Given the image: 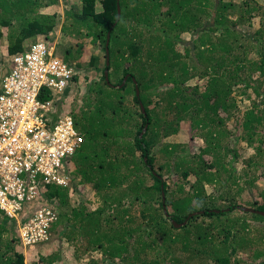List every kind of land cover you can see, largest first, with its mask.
Returning a JSON list of instances; mask_svg holds the SVG:
<instances>
[{
	"label": "trees",
	"instance_id": "1",
	"mask_svg": "<svg viewBox=\"0 0 264 264\" xmlns=\"http://www.w3.org/2000/svg\"><path fill=\"white\" fill-rule=\"evenodd\" d=\"M59 2L0 0V40L6 41L10 58L5 72L14 56L55 31L61 15L42 11ZM79 2L67 9L63 24L67 28L71 19L75 28L74 43L68 45L72 60L66 62L79 67L72 62L89 45L103 55L94 52L88 63L99 81L86 82L87 93L71 99L72 111L66 114L84 138L72 175L78 185H93L103 206L61 211L49 229L51 241L65 237L68 229L79 264H264V246L258 242H264V215L245 210L249 204L242 199L255 182H264V172L254 177L245 168L236 175L234 167L247 149L255 150L248 164L264 165V0ZM210 10L217 12L212 23L206 20ZM254 26L258 32L251 42L241 41L244 28ZM186 33L191 41L181 53L176 43ZM83 74L87 81V72L71 81L77 83ZM123 77L127 81L118 87ZM159 111L172 118L162 120ZM183 118L201 140L198 152H181L179 145L161 141L178 132ZM114 126L124 130L121 136L110 135ZM87 141L95 160L82 152ZM242 142L247 145L240 149ZM246 176L248 186L241 188L237 181ZM216 184L224 187L221 196H207L208 185ZM45 197L63 205L69 200L58 187ZM215 199L223 205L203 206ZM250 206L264 212V187ZM83 216L89 230L80 227ZM186 219L181 227L172 223ZM20 246L18 223L0 210V264H28ZM54 256L41 257L40 263L59 264Z\"/></svg>",
	"mask_w": 264,
	"mask_h": 264
},
{
	"label": "built area",
	"instance_id": "2",
	"mask_svg": "<svg viewBox=\"0 0 264 264\" xmlns=\"http://www.w3.org/2000/svg\"><path fill=\"white\" fill-rule=\"evenodd\" d=\"M75 75L51 42L39 39L0 79V210L18 223L25 248L49 240L59 210L43 203L44 192L70 184L68 164L84 142L70 116L56 117L60 99L54 107L45 96L62 93Z\"/></svg>",
	"mask_w": 264,
	"mask_h": 264
},
{
	"label": "rangeland",
	"instance_id": "3",
	"mask_svg": "<svg viewBox=\"0 0 264 264\" xmlns=\"http://www.w3.org/2000/svg\"><path fill=\"white\" fill-rule=\"evenodd\" d=\"M80 0H60L59 5L53 6L51 9H45L42 12L44 13H59L61 15V19L59 21V25L58 27L55 29V31L50 35L52 37L53 40H51V38H46L43 40L46 41H52L51 45L54 46L55 48V52L57 54L58 57H60L61 59H63L65 62L66 61H71L72 60V54L68 52V45L72 42L73 38L70 39V37H72L73 35H75V33H72V31L75 32V28L70 26L71 23V19L69 21V23L67 24V28H65V26L63 25L65 23V18L67 17V11L71 9V6L74 7H79L80 6ZM239 1H237L236 3L238 4ZM235 3V2H234ZM68 9V10H67ZM211 11V17L206 19L207 21H209V23H212L215 20L216 14L217 12L215 11ZM233 13L239 11L237 10V8L234 10H232ZM259 25V22H258ZM260 28V27H259ZM245 30V34L240 37L241 41H243L244 43H249L251 42V39L253 37H255L254 35L258 32V27L254 26L252 28H244ZM180 39L177 43H176V48L178 51H180L181 53H186V49L188 47H186L187 42L191 41V36L190 34L186 33V34H181L180 35ZM78 41V40H77ZM74 43V42H72ZM190 45V44H189ZM6 41L5 40H0V76L3 75L5 73V68L7 67V64L9 63L8 61L10 60L9 55L7 53V49H6ZM71 46V45H69ZM70 50H72V47L69 48ZM251 52L254 53L255 50H253V48L250 49ZM96 54H100L99 56L103 55V51L102 50H98L97 48H92V45H89L87 47H85L82 51V55L80 56V59H76L73 60L72 63L77 64L79 63L80 66L79 67H75L76 68V74L79 73H83V72H87V81H86V77L81 76V78L79 79V81L76 83L71 82L70 84V88L68 93L70 92V94H63V95H58L55 91H50L52 93V95L50 96V98H52V103L55 106L58 105V100L60 99V110L63 111V113L66 115H70L71 111H72V105L71 103H73V101L71 99H76V96H79L78 98H80L81 95H85L87 93V83L88 81L97 79L99 81V79L97 77H99L98 74H96L92 68H89L88 63L90 60V57L93 53ZM193 53V52H192ZM113 74V73H112ZM121 74L119 75V77L121 78ZM98 75V76H97ZM114 77H117L116 74L114 73V75H111V80L115 82ZM126 77H123V82L122 83H126L125 81ZM87 82V83H86ZM117 82V81H116ZM124 83V84H125ZM80 84V88H77L78 85ZM123 84V85H124ZM122 85V84H121ZM121 85H119L118 87H121ZM132 92V91H131ZM68 95V96H66ZM74 96V97H73ZM63 97V99H61ZM48 98V97H47ZM132 98V94L130 93L126 95V104H128L130 102ZM162 112L159 111L158 115L162 120H167L172 118V116H164L161 115ZM187 119H182L180 126H179V130L176 134L169 136V137H164L161 138V141L164 145H179V149H181V152H186V153H194V152H198L201 146V140L198 139L195 136L196 132L192 131L191 127H190V122L186 121ZM139 121V120H137ZM231 128H233V124H230ZM79 130V129H78ZM80 131V130H79ZM124 130H121L120 127L114 126L112 128V130L108 131L111 132L110 135L113 138H116L118 136H121ZM143 131V130H142ZM141 131V132H142ZM146 132V130H145ZM145 132L142 133V136L145 134ZM141 135V133L139 134V136ZM194 136V137H193ZM102 141H100L99 143H101ZM91 141H87L86 144L83 146V151L82 152H86V154L95 160L96 159V154H94V149L91 148ZM247 144L242 142L240 149L243 148L244 146H246ZM264 147V145H263ZM82 150V147L81 149ZM155 152V150H154ZM252 154H255V150L253 149H247L245 152H243V155L236 161V163L234 164L235 170H236V175H243V170L246 168V170L251 173L252 175H255L254 177H259L263 172H264V165H255L253 164H248L246 161L249 160V158L251 157ZM257 159V158H256ZM255 159V160H256ZM205 160L207 161L208 159L205 158ZM74 166V163H73ZM72 168V167H71ZM249 176L245 177L244 179H241L239 181H237V183L239 184V186L241 188L247 187L248 184L243 183L244 180H248ZM174 181H176L177 183H184L182 181V179L179 176H175ZM191 182H194V180L191 177L190 183H185V188L186 191L185 193H187L188 189H190L189 187L192 185ZM255 185L253 188L250 189V194L245 192L244 196L242 197V199L245 201L246 204L249 205H245L246 209H251V202H253V198H256V192H260L261 189L264 187V182L262 179H259L258 182H255ZM250 187V186H249ZM62 188V187H61ZM224 187H220L219 184H216L215 187L213 186H209L208 185V189L206 191L207 196H213L215 198H218L219 196H221V194L223 193V189ZM234 189L237 187H233ZM57 187H49L46 188L44 194L45 196L48 195V192L50 190L54 191L56 190ZM63 191H66V196L68 200V204L60 205V209L62 212H64L65 210H70V212H72V210H84V207L86 209V211H95L98 208H101L102 205V198H100L97 193L96 190H93V185L91 184H83V185H78L77 183L70 185L67 188H62ZM228 190H229V186H228ZM230 191V190H229ZM258 200H260L262 202V198L260 196H257ZM223 201H220L219 199H215L213 201L210 200H206L203 202V206H216V207H221L223 205L222 203ZM202 204V202H201ZM171 209V207L169 208V210ZM252 210V209H251ZM172 212V209L169 211ZM82 213H84L82 211ZM85 214V213H84ZM86 220V218L83 216L82 218H78V222L80 224V227L84 230H89L91 227L88 226L89 224L84 222ZM140 219H137V222H139ZM187 221V219L185 220V222ZM96 222H93V227L95 226ZM60 228V227H59ZM50 243L53 242L49 241ZM49 242L45 243V244H37L36 246H34L33 249H30V247L28 249H23L25 247H19L25 254L26 259H30L32 257H36L37 255H39V247L42 245H46ZM261 243V245L264 246V242L263 241H258ZM247 242L244 243V241H242L241 246L246 245ZM60 245V243L58 241L52 243V245H48L47 247H45V249H42V251L44 252L45 256H49V255H55L54 257H56L58 255V253L61 251V249L57 248ZM41 246V247H42ZM149 252V251H148ZM28 264L30 263V260H27Z\"/></svg>",
	"mask_w": 264,
	"mask_h": 264
},
{
	"label": "crops",
	"instance_id": "4",
	"mask_svg": "<svg viewBox=\"0 0 264 264\" xmlns=\"http://www.w3.org/2000/svg\"><path fill=\"white\" fill-rule=\"evenodd\" d=\"M63 232H67V235H65V237L62 235L61 239L56 240L60 243V245L57 248L61 249V251L58 253L59 255H57V257H60L59 264H79L80 261H78V259L75 256V253L73 251V249L75 247L73 246L72 242L66 238V237H68L69 230L67 229L66 231H63ZM56 241H53L51 243L49 242L48 244H46L44 246L45 247H47L48 245L50 246V245H52V243H54ZM75 243H76V241H75ZM41 246L39 247V249H40L39 255H37L36 257H32L30 259H27V260H30L31 264H42L43 263L42 261H44V260L41 259V257H43V258L46 257L44 252L42 251V249H45V247L44 246L41 247ZM70 248H72V250ZM40 262H42V263H40Z\"/></svg>",
	"mask_w": 264,
	"mask_h": 264
},
{
	"label": "clouds",
	"instance_id": "5",
	"mask_svg": "<svg viewBox=\"0 0 264 264\" xmlns=\"http://www.w3.org/2000/svg\"><path fill=\"white\" fill-rule=\"evenodd\" d=\"M50 42H51V40H50ZM52 43V42H51ZM145 128V127H144ZM144 128H143V130H144ZM147 128V127H146ZM145 132V131H144ZM80 134V133H79ZM141 134H142V132H141ZM82 137H83V135H81ZM140 137V136H139ZM143 136H141L140 138H142ZM84 143V142H83ZM83 143H82V145H83ZM82 145H81V147H82ZM81 149V148H80ZM79 149V151L76 153V154H74V156L73 157H71L70 158V161H69V164H68V170H69V174H70V184L68 185V186H61L62 188H67V187H69L70 185H72V184H75V182H74V180H75V178H74V176L72 175V171H74V168H76V165H75V163H74V161H73V159L75 158V156L81 151ZM73 163H74V166H73ZM72 167V168H71ZM52 187V186H51ZM53 187H58V186H53ZM61 187H58V188H61ZM44 198H42L43 199V203L44 204H50V205H52L54 208H56V209H58L59 210V214H60V212H61V209H60V205H61V203L59 202V200L58 199H52V200H49V199H46V197H45V194H44V196H43ZM4 214V213H3ZM55 223V222H54ZM50 239H51V237H49V240L47 241V242H49L50 241ZM47 242H44V243H40V244H45V243H47ZM22 245V244H21ZM22 248H23V245H22ZM34 248V247H33ZM33 248H30V249H33ZM23 249H28V248H23Z\"/></svg>",
	"mask_w": 264,
	"mask_h": 264
},
{
	"label": "water",
	"instance_id": "6",
	"mask_svg": "<svg viewBox=\"0 0 264 264\" xmlns=\"http://www.w3.org/2000/svg\"><path fill=\"white\" fill-rule=\"evenodd\" d=\"M107 45H108V42H107ZM106 53L108 54V50H106ZM108 58H109V57H107V64L109 63ZM108 65H109V64H108ZM105 78H106L107 83H109L108 70L105 71ZM126 80H127V77H126L125 81H126ZM124 83H125V82H124ZM124 83H122L121 86H123ZM109 84H110V83H109ZM137 93H138V89H137ZM141 108H142V110H143V112H144V109H143L142 105H141ZM146 127H147V125L145 126L144 130L142 131V133L146 130ZM141 136H142V134L140 135V137H141ZM245 210L250 211V212H252V213H258V214L264 215V212H261V211L251 210V209H245ZM199 213H202V212H199ZM195 214H197V213H194V214H192V215H195ZM186 222H187V221H186ZM186 222H183L182 224H178V223H176L175 221H172V223L174 224L175 227H181V226L185 225Z\"/></svg>",
	"mask_w": 264,
	"mask_h": 264
},
{
	"label": "flooded vegetation",
	"instance_id": "7",
	"mask_svg": "<svg viewBox=\"0 0 264 264\" xmlns=\"http://www.w3.org/2000/svg\"><path fill=\"white\" fill-rule=\"evenodd\" d=\"M127 81V80H126Z\"/></svg>",
	"mask_w": 264,
	"mask_h": 264
}]
</instances>
